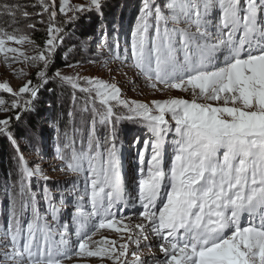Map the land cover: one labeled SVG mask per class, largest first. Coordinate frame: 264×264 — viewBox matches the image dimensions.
<instances>
[{"label":"snow or ice","instance_id":"obj_1","mask_svg":"<svg viewBox=\"0 0 264 264\" xmlns=\"http://www.w3.org/2000/svg\"><path fill=\"white\" fill-rule=\"evenodd\" d=\"M102 4L36 0L31 6L40 11L33 13L18 3L0 4V16L13 24L17 14L24 19L48 16L42 47L20 29L0 28L3 63L21 79L28 72L13 64L37 69L36 84L28 79L15 90L0 83V92L11 97L0 96V112L15 111L19 121L35 110L40 89L51 81L71 88L83 114L81 128L62 133L56 128L58 140L63 136L56 146L59 170L72 177L65 181L66 190L76 194L72 233L67 224L58 225L60 208L52 201L50 178L20 151L9 130L12 117L0 119V135L15 150L16 169V179L5 185L0 264H65L73 257L82 264L92 257L111 264H264V0H142L122 55L118 41L110 46L105 30L98 47L107 48L109 56L101 67L111 73L109 64L118 60L146 87L166 96L150 103L126 98L115 76L106 80L51 70L67 35L65 26L84 13L102 16ZM24 44L32 46L33 55ZM81 46L87 48L88 41ZM96 55L103 57L102 52ZM79 66V61L66 63ZM123 121L139 123L150 134V139L133 141V146L142 143L143 150L137 152L132 191L126 187L116 130ZM101 127L106 129L102 138ZM81 177L82 191L77 188ZM34 179L44 181L43 187L34 190ZM121 207L135 211L126 215ZM102 230L114 231L117 239ZM153 247L160 256H141L143 248Z\"/></svg>","mask_w":264,"mask_h":264},{"label":"rangeland","instance_id":"obj_2","mask_svg":"<svg viewBox=\"0 0 264 264\" xmlns=\"http://www.w3.org/2000/svg\"><path fill=\"white\" fill-rule=\"evenodd\" d=\"M5 2L12 4H20L25 6L26 10L30 13L39 12V7L33 8L31 5L36 3V0H0V4ZM162 0H158V3ZM85 3V0H70V4H82ZM142 0H103L101 16L98 13H84L81 14L80 19L77 20L74 24H68L65 26V31L67 35L64 38L63 44L57 50L55 57L61 60L62 66L57 67V63L52 65L51 70L62 69L64 73L71 74L73 72H79L81 76H91V77H100L102 79L111 80L112 76H115L116 82L123 90V94L128 99L140 100L145 103H150L153 99H164L165 95L160 93H154L150 88L146 87V82L135 75L134 70L128 68L125 64L121 66L120 61H113L109 64V68L113 69L110 73L108 69L101 67V62L104 57L109 56L107 48H99L98 46L102 43V38L105 34V30L109 38L113 37V41L109 40V44L112 47H115L116 42H119L121 55L123 54V48L126 42L130 43L131 30L135 26L137 17L139 16V10L141 7ZM59 0H57V5ZM72 13H69L71 15ZM93 18L92 20L90 18ZM106 17V20H105ZM5 19L4 23L1 20ZM43 19L45 23H39V20ZM63 19L62 15L58 13L57 22H60ZM96 19L97 23L93 24V20ZM47 14L40 16H31L28 19H24L19 14H17V23L13 24L11 18L8 16H0V28H3L7 31H13V29H20L23 33L32 36L33 32H40L47 36L46 27H47ZM105 21L107 25L105 26ZM33 23L36 25L35 29H29L27 25ZM103 25V27H101ZM183 27V25H181ZM71 29V31H70ZM82 31H86V37L78 38V34ZM78 38V39H77ZM47 39V37H46ZM45 39V40H46ZM88 41L87 48L81 46L82 41ZM45 42V41H44ZM44 45V44H43ZM9 46L12 47H21L20 45H15L9 42ZM23 49L28 52V55H33L32 46L29 44H24ZM71 50V51H69ZM68 53L67 61L64 59V54ZM97 52H102L103 57H98ZM11 55V54H10ZM96 60V63H89V60ZM80 62L78 68H68L66 63L75 64ZM57 68H56V67ZM12 68H23L28 72V76L23 79L18 78L11 69L3 63V57L0 55V83L8 82L13 89L18 90L22 84L31 79L33 84L37 83L36 80V68L28 67L25 64L16 63L12 65ZM127 73V76L123 75ZM130 80L136 82L135 86L129 83ZM51 89V91H50ZM172 95H181V93L173 92ZM80 93H77V96L80 97ZM0 96H3L5 99H11V97L0 92ZM35 103V110L32 112H26L21 115L19 121L15 120V111L10 112H0V119L6 117H12L9 130L11 134L17 139L19 144L20 151L24 154L25 158L29 162L39 163L40 166L44 169L46 175L50 178L48 180V187L51 190V196L53 203L60 208L59 221L58 225L67 224L69 226V232L72 233L74 225L72 223V215L75 211V192L66 190L65 181L71 179L68 174L61 172L59 170V165L61 161L56 158V146L57 143H63V136L61 135L58 140V133L56 131L57 125L61 130V133L64 129H68L71 132L73 127L81 128L82 127V113L80 111L81 101L78 99L76 103H73L72 100V90L70 87H59L56 83L49 82L39 91L38 97ZM69 112L73 115L70 118ZM86 119H90V116H85ZM35 121V133H33L32 128H30L25 120ZM117 137L118 144H121L122 152V163H123V174L125 178L126 187L129 191H132L135 187L137 179V163L138 157L137 152L143 150V144H138L133 146V141L136 138L150 139V134L147 129L144 128L139 123H133L128 121H123L117 125ZM99 136L102 138L106 134V129L103 127L99 128ZM2 140H6L8 144L7 149H3L0 146V149L3 150V153L10 155V160L12 161L10 169L12 177H6V180H2V175L0 174V231H2L7 224V195L5 192V185L11 180L16 179V169L15 161L13 157L15 156V150L13 146L7 139V136L0 135V144ZM77 147H79V136L77 135ZM33 146L39 149V152L34 151ZM2 152V151H0ZM167 159V157H166ZM55 169V170H53ZM3 172L0 170V173ZM3 178V177H2ZM33 185L34 190L37 188H42L44 181H36ZM37 185L39 187H37ZM36 186V187H35ZM68 189L71 188L70 185L67 186ZM79 190H83V177L77 184ZM64 197V204H61V196ZM40 207L42 212L48 211L47 204L41 200ZM120 212L125 213L126 215H132L135 210L128 208H120ZM26 222V218H25ZM49 222L53 223L54 226H57V222H52L51 217L49 216ZM133 222H136L135 220ZM61 230H63L61 228ZM103 234L108 236L110 239H117V236L112 230H102ZM59 239V237H56ZM99 234L93 239H99ZM70 239L75 241L76 237L74 234L70 235ZM122 242V241H121ZM153 243L155 241L153 240ZM132 248L135 246L132 245ZM160 256L158 247L143 248L141 251V256L147 258L149 256ZM131 260V256L128 257ZM65 264H82L81 261H78L77 258L73 257L72 260H66ZM87 264H111V261L103 260L99 258H87Z\"/></svg>","mask_w":264,"mask_h":264},{"label":"trees","instance_id":"obj_3","mask_svg":"<svg viewBox=\"0 0 264 264\" xmlns=\"http://www.w3.org/2000/svg\"><path fill=\"white\" fill-rule=\"evenodd\" d=\"M90 19L92 20L93 18L91 17ZM105 20H106V17H105ZM4 21H5V19L1 20L2 23H4ZM94 23H97L96 19L93 20V24ZM106 25H107V21H105V26ZM70 31H71V29H70ZM86 36H87L86 31H82V32H80L78 34V38H80V37H83L84 38ZM46 37L47 36L45 34H42L40 32H33L32 33V36H31V38L36 42V44L39 45V46H41V47L43 46ZM109 40L111 42H114L113 41V37L109 38ZM55 64L57 65V67H61L62 66L61 60L60 59H57V58L55 60ZM25 121H26L27 125L30 128H32L31 131H33V133H35V128H36L35 121H33L32 119L29 120V121L26 119ZM0 146L3 149H7L8 148V144H6V140H2ZM0 151H2V152H0V170L3 171V172L0 173L2 175V177H3V178L1 177V179L7 181V179H5V176L8 177L9 173H11V171H12L10 169L12 161L10 160V155L7 154V152L6 153H3V150H1V149H0ZM34 182L35 181H33V185H35ZM37 187H39V186L37 185Z\"/></svg>","mask_w":264,"mask_h":264}]
</instances>
